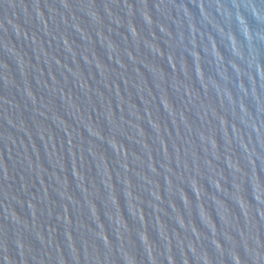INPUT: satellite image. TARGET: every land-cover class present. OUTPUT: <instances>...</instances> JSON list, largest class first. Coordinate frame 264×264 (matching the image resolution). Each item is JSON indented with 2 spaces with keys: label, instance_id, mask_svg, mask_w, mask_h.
Instances as JSON below:
<instances>
[{
  "label": "water",
  "instance_id": "obj_1",
  "mask_svg": "<svg viewBox=\"0 0 264 264\" xmlns=\"http://www.w3.org/2000/svg\"><path fill=\"white\" fill-rule=\"evenodd\" d=\"M0 264H264V0H0Z\"/></svg>",
  "mask_w": 264,
  "mask_h": 264
}]
</instances>
